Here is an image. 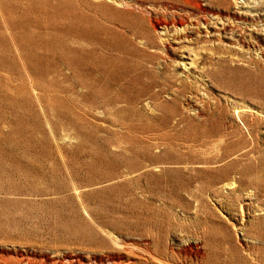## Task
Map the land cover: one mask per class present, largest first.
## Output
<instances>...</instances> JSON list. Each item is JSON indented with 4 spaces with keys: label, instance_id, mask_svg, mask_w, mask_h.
I'll list each match as a JSON object with an SVG mask.
<instances>
[{
    "label": "rangeland",
    "instance_id": "374dc122",
    "mask_svg": "<svg viewBox=\"0 0 264 264\" xmlns=\"http://www.w3.org/2000/svg\"><path fill=\"white\" fill-rule=\"evenodd\" d=\"M0 264H264V0H0Z\"/></svg>",
    "mask_w": 264,
    "mask_h": 264
}]
</instances>
